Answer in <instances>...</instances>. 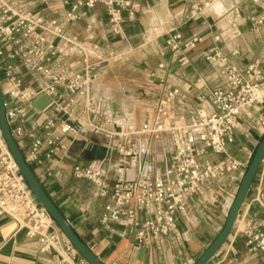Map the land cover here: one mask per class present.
Masks as SVG:
<instances>
[{"label":"built area","instance_id":"1","mask_svg":"<svg viewBox=\"0 0 264 264\" xmlns=\"http://www.w3.org/2000/svg\"><path fill=\"white\" fill-rule=\"evenodd\" d=\"M141 1L75 0L70 9L61 13L62 19L27 8L20 0H0V81L5 88L7 118L17 142L34 167L57 160L59 149L68 150L70 133L103 134L105 155L86 164L76 163L73 173L89 180L96 195L108 198L101 223L128 227L138 245L173 236L178 215L196 198L205 203H216L221 198L226 214L253 151L243 139L250 136L256 141L252 129L260 135L264 133V57L242 67L234 59L237 49L229 55L217 46L201 52L206 62L217 66L224 80L197 95V105L188 120L178 117L168 101H160L153 114L139 125L126 116L93 106L92 82L109 59L92 37L81 40L68 34L66 24L82 17L79 7L101 5L106 10L110 32L126 40L125 22L134 18ZM251 19L258 29L264 14ZM203 40L202 35L185 37L175 30L168 33L166 43L172 58L184 65ZM117 58L122 59L123 54ZM27 75L38 76L43 82L38 86L26 83ZM160 84H165L164 77H160ZM42 94L50 101L38 109L34 100ZM169 94L186 98V93L177 87ZM80 95L85 97L86 109L100 114L102 120L91 116L82 121L74 114ZM207 103L212 111L207 109ZM30 116L34 118V129L28 134L25 123ZM246 119L253 123L247 125ZM165 134L169 136L168 146L150 159L153 146H161ZM133 167H137L138 176L128 178ZM46 173H51V166L46 167ZM254 181L250 198L257 202L263 216L245 230L246 242L264 252V157ZM2 214L10 216L29 237L38 238L43 250L60 252L64 264H89L69 241H62V231L31 196L0 127Z\"/></svg>","mask_w":264,"mask_h":264},{"label":"crops","instance_id":"2","mask_svg":"<svg viewBox=\"0 0 264 264\" xmlns=\"http://www.w3.org/2000/svg\"><path fill=\"white\" fill-rule=\"evenodd\" d=\"M27 8L41 10L47 16H61L75 0H20ZM199 11L193 13V9ZM79 20L66 24V32L81 40L92 37L101 46V52L109 60L98 70L90 93L93 106L109 110L116 116H126L139 125L149 118L160 101L171 102L174 112L181 119H190L197 105V95L211 86L223 82L217 66L206 62L201 52L217 46L225 54L237 49L235 61L245 67L264 57V22L258 29L251 17L264 14V0H142L134 18H128L126 40H119L109 30L107 13L103 6L79 7ZM181 31L185 37L199 34L204 37L190 52V61L182 65L172 58L166 43L168 33ZM218 36V39L215 37ZM123 54L122 59L117 56ZM164 64L161 68L159 65ZM160 77L165 84H160ZM38 76H26V83L34 86L42 83ZM186 93V98L171 96L172 88ZM207 109L212 106L207 103ZM74 114L82 121L91 116L97 120L100 114L86 109L83 95L78 97ZM251 125L253 121L246 119ZM25 128L29 134L34 129L30 116ZM29 137V136H28ZM101 133H70L68 150L59 149V158L36 165L34 170L45 190L61 212L70 220L78 233L108 264H191L216 237L226 214L221 198L216 203L201 202L198 198L177 217V230L173 236L151 239L138 245L134 233L118 224H102L100 216L108 198L95 194L94 185L73 173L76 163H89L105 155ZM169 144L167 134L161 146H153L150 159ZM100 145L104 153L97 155L92 149ZM51 166V173L46 167ZM138 176L137 167L127 174ZM263 213L251 198L245 200L228 238L207 264H264V252L247 244L245 230L258 222ZM62 241L68 242L64 234ZM55 249L43 250L36 237H29L24 228L8 215H0V264H64Z\"/></svg>","mask_w":264,"mask_h":264},{"label":"water","instance_id":"3","mask_svg":"<svg viewBox=\"0 0 264 264\" xmlns=\"http://www.w3.org/2000/svg\"><path fill=\"white\" fill-rule=\"evenodd\" d=\"M5 88L0 81V127L2 138L4 139L9 153L14 158L18 166V174L22 176V180L30 191L31 196L35 202L42 206L52 221L59 227L62 233L66 236L71 245L78 251V253L89 264H108L92 249V247L83 239L78 233L70 220L61 212L57 205L52 200L51 196L45 190L41 181L37 177L33 166L27 159L24 150L17 142L8 118L5 104ZM50 101V98L42 94L35 98L34 106L38 109L45 107ZM257 144L255 145L252 154L249 158L248 165L242 175L240 183L236 188L232 203L226 213L224 222L218 231L214 240L207 246L202 254L191 264H207L214 255L218 252L220 247L224 244L229 234L231 233L237 216L242 205L247 198L252 195V187L256 186L254 181L257 170L264 157V133L260 135L257 131H250Z\"/></svg>","mask_w":264,"mask_h":264},{"label":"rangeland","instance_id":"4","mask_svg":"<svg viewBox=\"0 0 264 264\" xmlns=\"http://www.w3.org/2000/svg\"><path fill=\"white\" fill-rule=\"evenodd\" d=\"M243 139V138H242ZM244 141H248L249 142V146L252 148V150L254 149L255 145L257 144L256 141H252V138L249 136L248 138L243 139ZM233 151H236V146L232 147ZM220 157H222V155H220Z\"/></svg>","mask_w":264,"mask_h":264},{"label":"trees","instance_id":"5","mask_svg":"<svg viewBox=\"0 0 264 264\" xmlns=\"http://www.w3.org/2000/svg\"><path fill=\"white\" fill-rule=\"evenodd\" d=\"M92 151H94L95 154L101 155L104 153V148L100 145L95 146ZM34 169V168H33ZM35 171V170H34ZM36 173V172H35Z\"/></svg>","mask_w":264,"mask_h":264},{"label":"bare ground","instance_id":"6","mask_svg":"<svg viewBox=\"0 0 264 264\" xmlns=\"http://www.w3.org/2000/svg\"><path fill=\"white\" fill-rule=\"evenodd\" d=\"M232 203V202H231Z\"/></svg>","mask_w":264,"mask_h":264}]
</instances>
